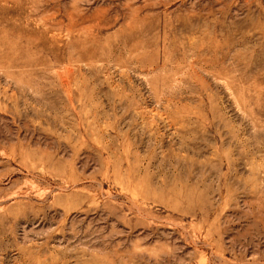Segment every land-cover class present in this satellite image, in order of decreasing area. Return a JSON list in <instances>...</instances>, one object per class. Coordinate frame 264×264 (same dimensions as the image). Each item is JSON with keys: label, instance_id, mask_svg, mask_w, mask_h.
<instances>
[{"label": "rangeland", "instance_id": "1", "mask_svg": "<svg viewBox=\"0 0 264 264\" xmlns=\"http://www.w3.org/2000/svg\"><path fill=\"white\" fill-rule=\"evenodd\" d=\"M0 264H264V0H0Z\"/></svg>", "mask_w": 264, "mask_h": 264}]
</instances>
